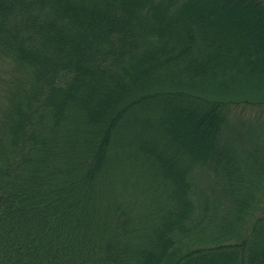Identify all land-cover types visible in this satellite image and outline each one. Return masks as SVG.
<instances>
[{"label": "trees", "instance_id": "16d2710c", "mask_svg": "<svg viewBox=\"0 0 264 264\" xmlns=\"http://www.w3.org/2000/svg\"><path fill=\"white\" fill-rule=\"evenodd\" d=\"M252 111L264 0H0V264H264Z\"/></svg>", "mask_w": 264, "mask_h": 264}, {"label": "rangeland", "instance_id": "374dc122", "mask_svg": "<svg viewBox=\"0 0 264 264\" xmlns=\"http://www.w3.org/2000/svg\"><path fill=\"white\" fill-rule=\"evenodd\" d=\"M260 115H264L263 111H262V113H261ZM251 116H252L251 118H249V119H242V121H243V122H247L248 124L264 123V119L262 120L263 122L256 121L257 116H259V115L257 114V112L252 111V112H251ZM257 119H258V118H257ZM241 129H242V127H241ZM245 147H248V145H246V144L243 143L242 148L244 149Z\"/></svg>", "mask_w": 264, "mask_h": 264}]
</instances>
